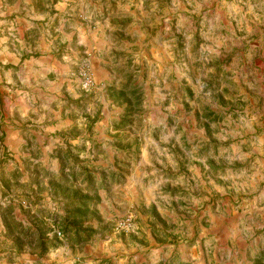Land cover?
I'll use <instances>...</instances> for the list:
<instances>
[{"label": "rangeland", "instance_id": "374dc122", "mask_svg": "<svg viewBox=\"0 0 264 264\" xmlns=\"http://www.w3.org/2000/svg\"><path fill=\"white\" fill-rule=\"evenodd\" d=\"M19 1L0 0L3 129L23 125L27 107L18 104V91L32 94L41 81L31 78L37 66L3 64L11 60L3 50L13 52L15 45L16 56L26 52L22 59L29 60L39 55L48 30L43 21L24 37L13 30L23 17L14 11ZM32 1L36 16L63 2ZM66 2L56 23L79 29V64L71 72L79 77L76 130L71 124L53 138L44 135L58 145L51 153L31 142L7 144L0 124V264L39 253L16 250L17 221L57 235L58 248L79 256L94 241L109 243L113 252L117 243L148 245L151 237L188 243L202 227L219 234L237 219L240 250L264 264V0ZM20 6L33 8L27 0ZM70 34L62 37L64 52L77 46L75 38L67 44ZM101 38L111 42L107 48ZM85 64L95 79L91 91L81 86ZM31 104L41 110L32 114L38 128H46L45 117L60 121L50 109L63 103L41 98ZM87 173L97 181L104 176V184H91ZM86 193L91 208L81 237L90 239L78 243L79 232L65 234L62 227L75 223ZM128 214L134 232L117 231L115 222ZM222 244L220 256L228 255Z\"/></svg>", "mask_w": 264, "mask_h": 264}, {"label": "crops", "instance_id": "0c3cea01", "mask_svg": "<svg viewBox=\"0 0 264 264\" xmlns=\"http://www.w3.org/2000/svg\"><path fill=\"white\" fill-rule=\"evenodd\" d=\"M22 1L23 0L19 1L14 11L20 10L19 12L23 17L17 18L18 24H16L18 26H14L13 22V30H17V32L21 33V37H24L26 31L35 28L36 22L39 23V21H43L44 23L40 22L39 24L45 25L48 29L46 30L45 41L40 44L43 46L39 50V55L35 57L32 55L29 60H27V58H24V60L22 59L27 55L26 52L21 53L18 51L20 57L18 58L16 56L14 52L16 50L15 45L13 52H8L6 49L4 52L3 50V54L6 53L5 57L10 56L11 58V60H3V64L12 63L16 66L19 65L29 68L37 66L31 73V78L40 79L41 81L35 80V88L32 94L25 91H18L21 97L20 101H18L19 103L16 102V104H25L24 107H27L26 112L22 114V116H27L23 121V127L15 128L13 126L10 129H3V125L7 122L6 119L8 115L2 112L0 114V124H2L1 134H6L5 141H7V144L10 143L12 145L31 142L34 148H43L52 153L58 145L55 144V140H48V142H46L44 135H50V137L53 138V135L57 136V134H60L62 128H65L63 126H69L71 124L70 128L76 130L73 119H75L78 114H76L77 110L74 108L73 104L79 102V93H77L79 77L71 72L77 69L79 64V45L77 41L79 39V29L67 30L64 23L60 26L56 23L58 17L60 18L66 15V10L69 5L66 0L59 2L58 5H46L44 8L45 13L40 16H36L37 14H35V7L33 6L32 0H27L33 7L30 11H25V7L22 8L20 6ZM67 31H71L70 40L67 44H70V41L74 38L77 42L75 50L71 48L70 52H64L68 49H65L66 40L62 37L67 35ZM102 39L103 38L100 39L104 42V45L101 43L102 47L106 46L105 43H111L107 39ZM54 42H56L57 45ZM93 47L94 46L91 44L90 48L92 49ZM23 48L24 47L20 46V49L25 51ZM41 98L51 103L59 102L64 104L59 107L58 111L50 109L54 113V120L60 119V121L58 120L59 122L54 124L55 121L50 117H48V119L47 117L41 119L40 122L46 123V128H38L37 122L39 121L37 118L32 117L33 113H35L33 116L36 117V113L41 110L39 106L31 104V102L39 103ZM16 104L13 103V108ZM63 117H65V119L61 120ZM70 117H72V120H69ZM51 121L53 122L51 123ZM25 130L26 133L24 132ZM44 144L48 145L44 146ZM65 149H67V146ZM232 225L234 227L232 228L233 230L226 228L222 230L221 228L217 230L220 231L218 232L219 234L215 233L216 229L212 231L211 229L202 227L199 237L196 239L192 238L188 243L176 242L174 240L164 241L151 237L148 245L146 241L143 244L135 241L133 244H131V242L117 243L118 252H113V248L109 243L94 241L85 246V249L88 250L89 253L79 254V256L67 252L65 247L62 246L58 249L51 250L44 256H40L37 253H21L17 257H7V259H3L2 264H186L188 262L194 264H234L235 261L242 264L244 260L253 264V260H250L247 255L248 251L246 253V251L242 252L240 250L243 243L241 242L242 237H240L239 232L235 231L240 225L239 220L237 219L236 223L234 222ZM223 239L226 240V243L223 242ZM221 243H223L222 249L228 250L225 251L228 255L224 253L220 256L219 250L221 249ZM230 245H232V247ZM88 246L89 248H87ZM240 253H242V256H240ZM233 259L235 261H233ZM1 261L2 259L0 262Z\"/></svg>", "mask_w": 264, "mask_h": 264}, {"label": "trees", "instance_id": "16d2710c", "mask_svg": "<svg viewBox=\"0 0 264 264\" xmlns=\"http://www.w3.org/2000/svg\"><path fill=\"white\" fill-rule=\"evenodd\" d=\"M71 176L72 177L75 176L74 171H72ZM86 180L91 181V184L100 183L101 185H103L105 179L103 176V178L97 181L95 175H91L87 173ZM65 181L69 182V179L66 177ZM78 205H79V210L73 215L75 223L74 224H71L70 222L64 223L62 228L65 234L71 233L72 231L75 230L79 232V238L77 239V242L82 243L90 239L89 236H85L83 238L81 237L82 229L84 228L85 218L87 217L88 215L87 213L91 208L90 196L87 193L84 196H80ZM15 224L18 229V236L16 239L15 248L18 252L26 251V246H28L29 250L34 252L38 250L39 252L38 254L44 256L48 254L52 249H56L62 244V242L59 240V237L57 235L50 237L48 235L49 232L46 230L41 229L40 232L36 233L33 227L24 226V224L19 221H17ZM33 231H35L34 234ZM30 232H31V236H30ZM28 237L29 239L27 241H24V238H28Z\"/></svg>", "mask_w": 264, "mask_h": 264}, {"label": "built area", "instance_id": "2783aa9c", "mask_svg": "<svg viewBox=\"0 0 264 264\" xmlns=\"http://www.w3.org/2000/svg\"><path fill=\"white\" fill-rule=\"evenodd\" d=\"M81 86L84 90H92L95 86V79L91 72L90 66L85 64V66L80 71ZM136 226L134 217L131 214H128L115 222V229L119 232H134ZM58 234L61 236V232L58 231ZM186 264H194L188 262Z\"/></svg>", "mask_w": 264, "mask_h": 264}]
</instances>
